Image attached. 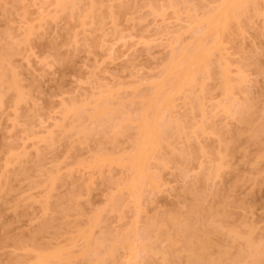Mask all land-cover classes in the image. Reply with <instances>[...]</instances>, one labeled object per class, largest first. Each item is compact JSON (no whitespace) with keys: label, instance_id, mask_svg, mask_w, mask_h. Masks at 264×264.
<instances>
[{"label":"rangeland","instance_id":"obj_1","mask_svg":"<svg viewBox=\"0 0 264 264\" xmlns=\"http://www.w3.org/2000/svg\"><path fill=\"white\" fill-rule=\"evenodd\" d=\"M104 1L101 11L104 14L97 16L93 23L89 19L84 27L80 19L67 15L69 5L67 16L62 9L57 13L60 10L57 0H6L0 6V45H9L17 51L10 64L18 70L26 94L31 100L34 96L35 101L27 99V104L20 102L19 107L9 92L10 96L0 105V230L5 236L0 264H14L19 260V263H28L33 255L27 248L30 244L56 246L60 243L68 248L71 247L69 239L76 236L81 246L83 240L78 241L77 232L86 230L94 218L97 223L92 228L91 240L93 243L99 240L101 251L100 261L95 264H129L126 250L123 251L114 237L133 230L138 233L148 230L153 222L176 211L192 217L189 211L198 203L205 210L215 211L216 218L221 219L225 232L212 235L215 243L226 245L230 252L245 254L249 249L245 237L249 236V226L255 227V239L261 238L264 242V0H257L256 5L260 7L249 12L248 20L249 16L241 17L240 25L235 24L232 31L223 34L221 49L214 48L212 61H208L210 75L205 79L201 76L206 73L197 75L202 80L199 88L197 85L198 89H194L199 92L205 87L206 90L202 89L205 96L197 92L204 101L203 114L197 108L191 113L182 94L173 97L174 107L170 112L166 110L168 116L165 113L163 117H168H164L166 121L173 114L182 129L178 130L180 133L176 129L168 130V145L159 150L149 165L157 182L142 188L135 203L125 189L128 173L122 166L89 167L94 153L101 149L110 155L118 149L130 151L135 124H131L127 135L111 142L95 129L84 113L92 109L90 100L100 96L102 84L111 86L110 91L115 95L119 91L112 99L120 98L118 103L124 102L126 109L133 101L135 108L140 106V99L135 96L148 94V85L169 62L172 49L196 42L186 26L188 14L193 13L192 6L196 4V13L201 14L207 10L205 7L213 8L220 0H202L205 4L201 0H178L181 5L178 4L177 11L169 7L168 0H122V4L120 0ZM107 4L109 8L113 5L116 21L106 14ZM80 6L83 11L86 9ZM224 64L230 66H227L228 73ZM71 100L82 104V124L94 127L92 132L96 130L97 134L81 133L77 138L72 136L76 132L68 133L60 141V132L53 125L62 119L67 103L70 106L76 102ZM63 103L66 104L62 107ZM32 104L36 111L30 107ZM244 105H252L246 111L250 115L245 112L247 117H252V123L243 115ZM36 112L40 113L37 117ZM26 118L30 120L25 121ZM41 120L45 123H40ZM24 125L29 129L28 134ZM44 125L47 131L58 132L52 144L45 135L49 132L44 131ZM87 128L88 131L90 128ZM41 136L47 140L43 141ZM228 146L231 149L227 150ZM222 159L224 166L216 173L213 169ZM233 229L240 231L238 240L229 237L228 232ZM112 242L118 246L113 259L105 254ZM76 249L73 246L70 250ZM27 252L31 257L25 256ZM119 252L124 253L127 261ZM153 259L156 258L145 264H157ZM82 262L75 257L70 264Z\"/></svg>","mask_w":264,"mask_h":264},{"label":"bare ground","instance_id":"obj_2","mask_svg":"<svg viewBox=\"0 0 264 264\" xmlns=\"http://www.w3.org/2000/svg\"><path fill=\"white\" fill-rule=\"evenodd\" d=\"M5 1L6 0H0V6H2V3ZM65 1H67V0H64V2ZM109 1L110 0H108V2ZM111 1H113V0H111ZM115 1L118 2V0H114V2ZM209 1H211V0H209ZM64 2H63V0L62 1L57 0V2H56L58 5L57 9L60 8V10H57V13H59V11L61 12V9H62V11L65 12V15H66V13H68L67 11L69 10V13L67 15L72 16V18H74V16H75L78 19H80L81 20V26H83V27L86 25V22H88L89 19L93 23L97 16L104 14V12L103 13L101 12L103 9L102 7L104 6V3H105L104 0H70L69 2H67L68 4L66 2L64 4ZM183 2H184V0H183ZM201 2H202L201 4H203L206 1L201 0ZM120 3L122 4V0H120ZM256 3H257V0H220V2H218V4H216V5H214L215 7H213V8L211 7L209 9V6L205 7V8H207V10H204V12H202L201 14H198L199 12L196 13V11L198 10L197 9L198 7L197 6L195 7L196 4L193 3L194 5L193 6L191 5L193 7V9H192L193 13H191L190 15L188 14L189 17H187V18H189V20H188V24L186 26L190 30L192 37H195L196 42L195 41H194L195 43L191 42V44L184 46L182 48L180 47L178 49H172L169 62L167 64H165V66L162 67V69H160L158 71L159 74L157 73L158 75L156 76V79L155 80L153 79L154 81L152 80L150 82L151 83V84H149L150 86L148 85V89H150V91L147 92L148 94L144 95L145 94L144 93L143 96L142 95L135 96L136 98L140 99L138 102V104H140V106L138 105V107L135 108L136 106H133L135 104V101H133L130 106L128 105L130 107V109H128L129 107H127V106H126L127 107V109H126L125 108L126 104L125 105L122 104L124 102L121 101L118 103V99H120V98H115V99H117L116 100L117 102L115 101V99H112V98H114V96L115 97L118 96L117 93L119 91H117V93H116L117 96H116L115 93L110 91L112 89L111 86L109 87L107 84L106 85L108 87L104 86L103 84H102L103 87L101 86L103 88L102 89L103 91H104V87L107 88L106 92L98 90V91H101V92H99L100 96L98 94L99 97L97 96V97H94L92 100H90L92 102V106H89V107H91L92 109L90 110L89 107H87L90 111L88 110V112L84 113V114H86V116L89 118L90 122L92 120V122L95 124L93 126L95 127L96 130L100 131L101 134L104 133V134H102L104 136V138L108 137V141L110 140L111 142H117L118 137H122V136L127 135L129 130H130L131 124H135V129H134L135 134H132L133 138L132 137L130 138V145H131L130 151L129 150L124 151V150L118 149L114 155H112V154L110 155L109 154L110 152H108V153L103 152L104 149L100 148L101 150H99V151H101V152L96 151L94 153L96 155L94 157H92L93 160L91 159L92 162H90V164H89L90 168H95V169L100 168L101 166H104V165L112 166L115 164V165L122 166L128 173L126 181L124 182V185L126 186L125 189L127 190L129 195L131 196L132 201L134 203L138 202V197L140 196L142 188H144L145 186H149V185L154 186L157 182L155 180L156 177H154L153 172L151 173L149 171V169H150L149 165H150V161L155 159L159 150L162 149V147H164L165 145H168L167 144V133L169 134L168 130L172 131L173 129L174 130L176 129V131H178L180 129L179 128L180 123L176 117H172L173 116L172 113H171L172 116H170L171 114L169 115L170 116L169 120L166 119V121H165L164 117H166V116L164 115V117H163V114L166 113V115H167L166 110L169 109V112H170V110H171L170 108L174 107V106H172L174 104V99H175V98L173 99V97L175 96V94L180 93L183 95L184 101L190 106V108H191L190 111L192 110L194 112L196 108H197L196 110H199V111L201 110L200 112L203 111L202 108L204 105L203 104L204 101L202 103V101L200 99L201 96H199L198 93H200V94L202 93V95L205 96L206 92H204V91H206V90H204L205 87H202V84L200 85V88L201 87L202 88L199 92H198V90L197 91L195 90V89L199 88L198 83L201 82L200 81L201 78L199 79V77L197 75L198 74L200 75L201 73H203V74L206 73L205 76L203 75L204 77L201 76L204 79L206 77H208L207 75H210V69L211 68L208 67V66H210V65H208L209 64L208 61H210V62L212 61L211 52L213 50H215L216 48L221 49L220 45L223 42L222 41L223 40V38H222L223 34H225L226 32L232 31L235 24H236V26L240 25L239 23L241 22L242 18L248 17L249 12L251 10L257 11V9H258L257 7H260V6H257L259 4L256 5ZM80 4H81V6H80ZM121 4H120V6H121ZM178 4H180V3H178V0H168L169 7L173 8L176 11H177V8L179 6ZM68 5H69L70 9H68L69 8ZM107 5H108L107 9H109L108 10L109 12L107 13V11H106V14H108L109 17L113 18L114 21H116L117 13L114 14V12H113L114 8H112L113 5L110 8H109V4H107ZM197 5H198V3H197ZM79 6L81 8H86V9H84V11H83V10L79 9ZM82 6H84V7H82ZM210 6H212V5H210ZM200 9L201 8H199V11H200ZM80 10L82 11V14H81ZM201 11H203V10H201ZM57 13H56V15L60 16ZM257 13H259V12H257ZM102 18H104V17H102ZM249 18H250V16L246 20H248ZM78 19H76V20H78ZM210 41L213 44L212 46L209 45V44H211ZM216 51H217V49H216ZM216 51H214V52H216ZM14 53L16 54L17 51L13 47L11 48V46L6 45V44H3V47H1V45H0V105L1 104L3 105L5 98L10 96V94H8V93L12 92L13 96L11 94V98L14 97L13 103L19 104V107H20V105L23 103V101H26L25 103L27 104V99H28V101L30 100L31 102L34 101V99H33L34 96L32 95L33 97L31 100V97H29V95L26 94V92H25L26 88L24 89V87L22 86L23 83L20 80L21 78L18 76V72H17L18 70H16L15 67L11 65L12 64L11 63L12 55H14ZM218 62H221V61L219 60ZM226 64H224V65H226ZM220 66H221V64H220ZM227 66L228 65H226L225 68ZM228 67H230V66H228ZM228 67L225 69V72L229 71ZM225 76H228V74ZM228 78H230V77L228 76ZM34 79H36V78H34ZM221 79H223V78H221ZM225 80L227 81V78ZM34 83H35V81H34ZM33 85L31 86L32 88H34ZM197 85H198V88H196ZM230 85H232V87H233V83ZM228 87L229 86H227V88ZM106 88H105V90H106ZM203 92L205 94H203ZM97 93H95V94H97ZM30 96H31V94H30ZM228 96H229V94H228ZM84 98L86 99V96ZM84 98H81V99H84ZM87 98H88V96H87ZM204 98L205 97H203V99ZM9 100H11V99H9ZM78 100H80V99H78ZM111 100L112 101L114 100L115 103L112 102ZM71 101H76V102L70 103V104H72L70 106L68 105V103H69L68 102L67 103L68 107L66 106V108H64L65 112H64V110L62 111V115H63L62 119L60 117V121L56 122V123L54 122L55 126L53 125V127L54 128L57 127L55 129H57L60 132V136H61L60 141L63 140L65 138L63 136L65 134L68 135V133L71 135V133L73 134L74 132H76L77 134L75 133V135L73 134L72 136L78 138L79 136L80 137L82 136L81 133L83 135L84 134L87 135L89 133H91L93 135V132H95V133L97 132L96 130H93V132H92V129L94 128L93 126H92L93 127L92 129L88 126H86V127L83 126V124H82V121H83L82 120V114H83L82 104H77V100H71ZM80 101H83V100H80ZM80 101H78V102L80 103ZM20 102H22V103L20 104ZM33 103H35V101ZM64 104H66V103H63L62 107L64 106ZM132 106L134 107L133 109H136V110L133 111ZM244 106H245L244 107L245 110L242 109L244 111L243 115H244V117L246 116V118L248 119L249 117H247V115H245V112L246 111L248 112V110H250V107L252 105L250 107L246 106V105H244ZM30 107L34 108L36 106H35V104H32V106H30ZM16 108H17V106H16ZM37 108L39 109L38 106H37ZM35 109L36 108H34V110ZM229 109L231 110L232 108L229 107ZM242 110L240 109V111H242ZM85 111H87V110H85ZM192 111H191V113H192ZM199 111H197V112H199ZM243 111L241 112V114L243 113ZM32 113H33L32 115H34V111ZM37 114H40V113L36 112V117H37ZM202 114H203V112H202ZM247 114H249V113H247ZM27 116L28 115H26V117ZM39 116H38V118H39ZM71 117H72V119H71ZM34 118H35V115H34ZM68 118H70L71 120H69ZM166 118H168V117H166ZM250 118L252 119V117H250ZM28 119L30 120V118H26L25 121L26 120L29 121ZM67 119H68V126H67ZM242 119H245V118H242ZM247 119H245V120H247ZM251 119H250V122L252 123ZM260 119H263L262 115H261ZM163 120H164V122H163ZM245 120H243V122ZM248 120H247V122H249ZM31 121L36 122L35 119L34 120L32 119ZM254 121H256V120H254ZM28 123L30 124V122H28ZM28 123L26 122V125ZM40 123L44 124L45 122H43L41 120ZM83 123H85V119H84ZM26 125H24V126H26ZM245 125H247V123ZM251 125H253V124H251ZM28 126H30V125H28ZM43 127H44V129H46L44 131L49 132V130H50L49 128H48L49 130L47 131V128L45 127V125ZM201 127H203V126H201ZM249 127H248V129H249ZM25 128H27V126ZM29 128H31V131H32V129H33L32 126H30ZM85 128H87V129L90 128L89 129L90 131L88 130L89 131L88 132ZM183 128H184V126H183ZM198 128H199V126H198ZM198 128H196V129H198ZM196 129H194V131ZM27 130H29V129L27 128L26 132H27ZM57 130L54 131V129H53L54 132L51 130L48 134H45V135H47V137H49L48 140H50V142H51L49 144H52V142L55 140V137H56L55 135L58 133ZM174 130H173V132H174ZM69 131H71V132H69ZM28 132H27V134H28ZM178 132L180 133V131H178ZM32 133H34V132L32 131ZM79 133H80V135H79ZM91 134L89 136H92ZM45 135H44V137H45ZM98 135H99V133H98ZM72 136H71V138H72ZM89 136H87V137H89ZM41 137H43V136H41ZM44 137H43V141L45 140ZM87 137L85 136V138H87ZM168 137H169V135H168ZM67 139H70V136ZM42 143H44V142H42ZM227 145H228V143L226 144V146ZM229 148L231 149V146L230 147L228 146L227 150ZM225 150H226V148H225ZM230 153H231V150H230ZM223 159H222V162L217 161V163L218 162L219 163L218 164L216 163L217 165L213 169L216 173L219 172V169H221V167L224 166ZM53 184H54V179L52 178L50 181L51 189H52ZM0 186H1V183H0ZM2 186L5 188L4 184ZM3 187H2V190H6V189H3ZM142 193H143V191H142ZM0 197H1V194H0ZM136 205H137V203H136ZM189 213H193L192 217H190L187 214H184L183 212H177L176 211L175 213H171V214L165 216V218H162L158 222H153L150 226H148L150 231H149V229L147 230L146 228L140 233L133 230L132 233L131 232H125L121 237H119V238L114 237L113 240L116 239V242L121 243L120 246L124 249V250L122 249L124 252L126 250V252H127L126 255H128V257H129L128 258L129 264L149 263L152 258H156V259H153L154 260L153 263L155 262L157 264H264V242L262 240H260L261 238L258 234H256V235H258L259 236L258 238H260V239L259 240L255 239L254 235H255L256 230H255L254 226L248 227L247 231L249 233V236L248 237L245 236L246 239L248 238L247 239V243H248L247 245H249L248 251H246L245 254H243L244 252L241 253V251H240V253H239V251L238 252L237 251L230 252V250H229L230 248H228L226 245L224 246V244L221 245L222 243H220V245H219V243L218 244L215 243L214 239L212 238V235L214 233L215 234L219 233V232L222 233V231H223V233L225 232L223 230L222 225H221V219H220V221L218 220L220 217L218 219L216 218V217H218L217 216L218 214L216 215L215 211L205 210L198 203L197 206H194L192 208V210L189 211ZM96 223H97V219L94 218V220H92L90 222L89 227L86 230H79L77 232V238H79L78 241L80 239L83 240V242H81V244H82L81 246H79L80 244L77 243L76 236H73L72 238L69 239L70 243H68V245L70 244L71 247L68 246V248L65 247L66 244L62 245L60 243H58V245L55 244L56 246H49V245H43V246L37 245L36 246L33 244L32 245L30 244L29 246L27 245V248H29V250L31 252H33V255L31 257L29 255V253L27 252L28 256L27 255H25V256L27 258H29V256H30L31 258H29L30 260L28 259L29 261L26 264H63V263L65 264V263H69V261L72 262V260L75 257H78V259L81 258V260L84 261V262H82L83 264H95L96 261H100V258H99L100 248L98 246L99 240L95 241V243H93L91 240L92 228L94 226H96ZM246 226H248V225H246ZM228 233L230 234L229 237L234 238V239L241 237L240 231L237 229H235V230L233 229L231 231V233L230 232H228ZM4 237L5 236H3V233L0 230V248L5 247L4 246L5 245L4 244L5 238ZM107 237L108 236L104 237V239L102 240L103 243L105 242V239H107ZM227 237H228V235H227ZM242 238H244V237H242ZM228 239H230V238H228ZM245 242H244V244H245V246H247ZM242 245H243V243H242ZM73 246L77 247V249H76L77 251L72 252V250H70ZM116 246H117V244H115V242L113 244V242H112L110 244V248L108 249L107 253H105V254L113 259L114 254H116L114 249L117 250V247H118V246L117 247ZM119 249H120V247H119ZM73 250H75V249H73ZM123 254H121L122 257H123ZM14 257L15 256H13V258ZM89 257H91V258H89ZM13 258H12V260H14V259L17 260L16 258H14V259ZM122 259L126 260L127 258L124 259V257H123ZM122 259L120 261H123ZM140 259H141V261H140ZM15 260L13 262H15ZM75 260H77V258ZM137 260H139V261H137ZM19 261H16L14 264H16V263H18V264L23 263L24 264V261L20 262V263H19ZM25 262H27V261H25Z\"/></svg>","mask_w":264,"mask_h":264}]
</instances>
